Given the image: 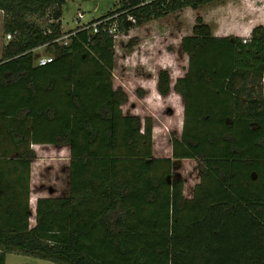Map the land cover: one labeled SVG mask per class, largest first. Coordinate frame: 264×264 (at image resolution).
<instances>
[{
    "label": "trees",
    "instance_id": "trees-1",
    "mask_svg": "<svg viewBox=\"0 0 264 264\" xmlns=\"http://www.w3.org/2000/svg\"><path fill=\"white\" fill-rule=\"evenodd\" d=\"M146 1H126L108 27L128 32L238 0ZM66 2L0 0L4 31L18 33L0 61V118L28 123L36 144L72 150L70 197L39 199L34 228L28 204L0 205V264L8 253L56 264H264V26L244 43L215 37L198 17L182 40L190 65L175 84L185 112L173 158L199 160L202 171L187 199L177 164L153 157L152 120L143 128L140 117L123 114L128 95L114 87L113 35L78 28L69 45L54 42ZM44 46L54 61L35 66L33 51ZM158 91L171 93L165 70Z\"/></svg>",
    "mask_w": 264,
    "mask_h": 264
},
{
    "label": "rangeland",
    "instance_id": "rangeland-1",
    "mask_svg": "<svg viewBox=\"0 0 264 264\" xmlns=\"http://www.w3.org/2000/svg\"><path fill=\"white\" fill-rule=\"evenodd\" d=\"M126 1L128 0H67L63 6V31L74 30L80 24L87 25L101 18L113 19L111 15L121 10ZM229 2L234 1H216L206 6L185 8L161 19L133 26L128 32L118 30V23L111 25L110 34L113 37L119 36L117 42H114L115 67L112 79L114 87L128 95V101L122 111L141 119L152 120V152L158 156L169 155L172 138L182 136V98L173 91L172 86L178 78L187 73L189 66V56L182 50V40L192 35L198 17L204 20L206 14L213 22L223 23L227 20L232 24L234 20L228 18L231 9H237L239 6L241 9H252L245 1L231 3L235 7L229 5ZM220 7L229 13L218 18L214 11ZM259 9L260 5L253 7L254 15L252 14L250 20L260 18L263 23L259 25H264ZM3 42L1 30L0 44ZM34 54L36 59L43 55L55 57V52L48 46L36 49ZM164 70L169 72L173 88L167 97H162L155 88L159 73ZM200 164L198 161L190 162V188L199 181ZM174 173L181 177L186 185L189 183L188 162L180 163ZM6 256V264H56L21 253H8Z\"/></svg>",
    "mask_w": 264,
    "mask_h": 264
},
{
    "label": "crops",
    "instance_id": "crops-1",
    "mask_svg": "<svg viewBox=\"0 0 264 264\" xmlns=\"http://www.w3.org/2000/svg\"><path fill=\"white\" fill-rule=\"evenodd\" d=\"M237 2L244 1L238 0L229 2V5H231V3ZM246 4L252 9L255 7V5H252V3L248 4L246 2ZM252 9H241L240 6L237 9H231L228 18L234 20L232 24L228 23L227 20L223 23L219 21L213 22L207 18L206 14L204 15V22L211 27L215 37L223 38L235 36L242 38L248 35L249 32H252L255 27L260 26L259 24L263 23L261 21L262 19H257L255 16L254 17L256 19L253 18L250 20L252 14L254 15V13H252ZM259 10L260 16L264 19V8H260ZM214 12L215 16L218 18L222 17L223 14L229 13V11L227 12L222 7L215 9ZM186 74L183 77H185ZM172 86L174 88L173 91L176 92L175 85ZM172 86L171 93L173 89ZM155 88L158 89V83ZM182 108L183 123L181 135L183 134L184 129L185 112V101L183 99ZM123 114L126 116H135L127 113ZM144 123L145 119L143 118V128ZM18 124L12 125L9 120L0 118V205L10 204L15 207L19 205L25 206L28 204L30 208V228H34L37 224V204L39 199L70 197L72 150L71 146L68 144H36L35 142L31 141L32 138L28 135V123L25 126H19ZM181 137L179 136L178 139H181ZM170 146L169 155L158 156L155 153H153V155L155 158H171L174 163L177 164L174 170L179 168L180 163L184 161L188 162L189 183H187V185L185 184L184 195L187 199H192L194 196L195 187L201 182V173L199 181L190 188V162L200 161L196 159H174L172 143ZM29 155L33 157L31 159L30 166H28L27 163Z\"/></svg>",
    "mask_w": 264,
    "mask_h": 264
},
{
    "label": "built area",
    "instance_id": "built-area-1",
    "mask_svg": "<svg viewBox=\"0 0 264 264\" xmlns=\"http://www.w3.org/2000/svg\"><path fill=\"white\" fill-rule=\"evenodd\" d=\"M152 1H154V0H147L146 2L149 3V2H152ZM243 1L247 2L248 4L252 3V5H256V6L260 5V8H264V0H243ZM4 20H5V12L0 9V31L2 30L3 41H4L3 44H0V54H1L0 61L2 60V55H3V52H4L5 48L12 41H14L16 39L17 34H18L17 32H15V33H12V32H8L7 33V32H5L4 29H3ZM109 21H110V19H103L101 21L93 23L90 26L80 24L74 30H71V31H68V32H64L63 31V35L61 37L57 38L56 40H54V42L59 44L60 46L69 45L71 40H72V37L76 35L78 28H80V30H81V29H87V28L91 27L92 32L94 34L99 33L101 30H103L104 32H108L110 34V32H111L110 28L111 27H108V22ZM128 21L131 22V23H134V24L136 23V20L132 16H130L128 18ZM51 22L53 23V22H56V21H51ZM251 36H252V32H249L248 35L242 37L243 38V42L247 43L251 39ZM118 38H119L118 35H114L115 43L117 42ZM40 48H42V47H40ZM35 50L33 52H35ZM35 61H37V66H47V65H49L50 63H52L54 61V57L43 55V56H40ZM263 83H264V79H263Z\"/></svg>",
    "mask_w": 264,
    "mask_h": 264
}]
</instances>
